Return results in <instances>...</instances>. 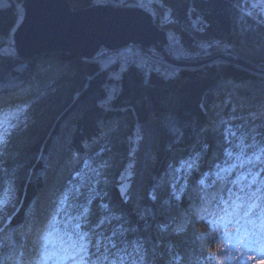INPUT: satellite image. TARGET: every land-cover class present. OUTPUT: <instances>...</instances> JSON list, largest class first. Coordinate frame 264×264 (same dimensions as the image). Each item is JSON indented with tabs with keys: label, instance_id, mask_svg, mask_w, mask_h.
I'll return each mask as SVG.
<instances>
[{
	"label": "trees",
	"instance_id": "1",
	"mask_svg": "<svg viewBox=\"0 0 264 264\" xmlns=\"http://www.w3.org/2000/svg\"><path fill=\"white\" fill-rule=\"evenodd\" d=\"M19 1L0 7V37L18 26ZM69 1L73 8L96 2ZM156 5L162 26L180 29L187 46H193L199 34L189 16L202 15L209 23L204 37L264 61V14L254 0H160ZM11 57L0 60V68L26 61ZM27 62L36 82L22 101L43 106L37 112L38 126L27 131L25 139L11 137L0 163V192L7 181L15 189L5 204L11 215L0 225H10L7 233L0 232V264H55L45 257V246L51 253L53 244L66 239L64 229L71 234L75 221L68 216H75L73 209L88 196L77 200L70 194L66 214L55 218L53 204L58 206L63 193L76 186L85 163L93 162H106L107 180L97 190L100 196L89 195L88 219L79 221L82 231L111 235L114 229H136L125 236L146 237L148 247L154 245L157 252L153 264H160L161 258L168 264L173 252L185 256L184 264H264L258 253L245 252L241 260L242 248L232 255L229 247L217 249L205 240L209 225H222L218 205L223 200L256 188L264 193L262 180L252 188L247 187L251 179L235 183L241 170L264 175V74L226 60L170 69L176 75L169 78L162 75L165 70L146 73L134 66L118 71L115 65L117 73L112 74L100 71L96 61L67 51L42 53ZM239 154L260 155L261 162L221 169ZM129 165L132 171L124 182ZM115 216L120 219H112ZM42 217L44 224L37 231L31 221ZM178 227L182 233H176Z\"/></svg>",
	"mask_w": 264,
	"mask_h": 264
},
{
	"label": "snow or ice",
	"instance_id": "2",
	"mask_svg": "<svg viewBox=\"0 0 264 264\" xmlns=\"http://www.w3.org/2000/svg\"><path fill=\"white\" fill-rule=\"evenodd\" d=\"M98 3L102 4L104 0H97ZM123 0H121V3ZM0 6H6L3 3V0H0ZM139 7H144L143 3L138 5ZM161 8H163V3H161ZM164 20H169V16L161 13ZM202 30V29H201ZM169 40L175 44L179 45V41L176 39L175 35L169 33ZM213 43L219 44L220 41L209 42L208 44H202L200 47L202 49H208L213 46ZM228 47V45H225ZM181 55L191 56V53H179ZM207 55V51L204 53ZM195 55H199L196 53ZM11 59V54L6 51L0 50V60L2 59ZM143 59L138 56H134L131 60L127 61L129 64L137 65L143 63ZM157 72H160L161 69L156 67L154 69ZM4 69L0 68V72H3ZM162 75L165 78L176 75V71L165 70ZM15 129L10 130L9 128L4 127L3 123H0V154L3 152V146L10 142L12 133ZM87 147V144H85ZM228 156H231L232 153L228 152ZM254 161L261 162L260 155H254L250 158L249 163ZM85 167H89L85 163ZM189 168L192 167L191 164L188 165ZM93 172L96 176H99L100 173L93 169ZM260 172H248L247 175L241 176L238 178L235 183L240 184L241 181H248L251 177L250 183L247 184L248 188H252L258 183V176ZM79 177V173H77ZM123 179V177H122ZM99 183V181H97ZM199 183L203 185L204 180H200ZM89 188L95 196H100L101 192L97 191L91 186V184L85 185ZM126 189V186L121 187V192L123 193ZM241 192H244V187H241ZM74 193L77 200L82 195L80 188H69L68 191L64 192L62 197L59 199L58 206L53 204L52 207V216L53 218L66 214L67 210L64 207L69 201V195ZM92 196H88L84 204H81L79 207L73 209L76 213L75 216L70 217L75 221L74 227L71 230V234L66 230L64 237L60 238V242L53 244L51 246V253L49 251L48 245L45 246L44 253L47 259H52L55 261V264H65V262L70 261L71 264H153V260L157 257V252L155 246L149 248L148 245L151 243L146 237L141 240L139 238L135 240H128L125 236V233L128 231L135 232L136 229H125L119 228L114 229L111 235H103L102 233L89 230L82 231V225L79 222L80 220H87L89 214L88 204L92 201ZM153 199H156L153 196ZM176 199H180L179 195H176ZM6 197L4 200H0V225H3L4 221L8 220V217L11 215V212H8L6 207ZM102 207L107 209L108 204H103ZM220 212L223 213L220 216V220L225 226H235V240L237 248L232 251V255H235L238 249H243L239 253L240 259L243 260L245 252H255L260 256H264V193L261 192L260 188H256V191H249L245 193L244 196L237 195L235 200L229 199L223 200L222 204L218 205ZM42 217L39 220L33 219L32 224L36 225L37 231L44 224V219ZM108 218L100 219L98 221L99 225H103ZM112 219L119 220V216H115ZM10 227V225L8 226ZM8 227H0V232L7 233ZM182 228H177L176 233H182ZM91 233V234H90ZM102 236V238H100ZM75 237V239H73ZM47 239V237H45ZM51 243V242H49ZM131 249V250H129ZM167 250L164 251L163 256H167ZM225 254L228 255V252L225 251ZM185 256L180 253L173 252L172 257L168 260V264H184ZM160 264H165L163 258L160 259ZM223 264V261H221Z\"/></svg>",
	"mask_w": 264,
	"mask_h": 264
},
{
	"label": "water",
	"instance_id": "3",
	"mask_svg": "<svg viewBox=\"0 0 264 264\" xmlns=\"http://www.w3.org/2000/svg\"><path fill=\"white\" fill-rule=\"evenodd\" d=\"M22 7L24 18L13 30L14 48L22 59L67 51L89 60L101 48L115 50L139 44L162 50L167 43L165 29L140 7L96 3L73 8L69 0H22ZM219 58L264 74V68L245 58L223 53L201 61H171L174 68H196Z\"/></svg>",
	"mask_w": 264,
	"mask_h": 264
},
{
	"label": "rangeland",
	"instance_id": "4",
	"mask_svg": "<svg viewBox=\"0 0 264 264\" xmlns=\"http://www.w3.org/2000/svg\"><path fill=\"white\" fill-rule=\"evenodd\" d=\"M13 0H3L4 5L11 4ZM254 2L262 9V13L264 14V0H254ZM94 4V3H93ZM96 4V3H95ZM19 11L21 12V17L20 20L23 17L24 10L22 7V2L19 1L17 3ZM92 5V4H91ZM3 7V6H0ZM137 7V6H136ZM192 22V21H191ZM193 29L197 31V28L193 25ZM15 29V28H14ZM13 29V30H14ZM163 29H173V30H178L182 33L180 29L177 28H165ZM13 30L9 32L8 34L0 37V50L6 51L9 54H14V44H13ZM166 31V30H165ZM199 34L197 35L198 37L195 38L194 45L193 46H187V44L184 42L183 39V33L182 35V43L185 48L184 53H191V56H185L182 58H179L178 60H188V61H201L205 59L212 58L215 55H218L220 53H223L225 55H229L232 57H242L245 58L246 60L256 64L257 66H260L264 68V61L259 60V61H253L247 57L241 56L237 51L233 50L229 45L228 47H225L224 44L221 42L217 45L213 43V46L208 48V49H202L200 45L202 44H208L210 41L215 42L219 41L217 38H206L203 36L204 31H197ZM167 36V32H166ZM166 45V44H165ZM164 45V46H165ZM261 46V45H260ZM263 46V45H262ZM261 46V47H262ZM155 47V46H154ZM238 48H242L241 44L238 43ZM263 49V47H262ZM205 51H207V55H205ZM262 51L263 50H258ZM196 53H199V55H195ZM190 57V58H189ZM188 58V59H187ZM90 60V59H89ZM218 60H224V59H217L213 60L218 61ZM94 61V60H91ZM28 62L27 61H21L19 63H14V64H8L6 68H4V71L1 73L0 72V123H3L4 127L9 128L12 130L13 128L15 129L12 133L11 137H15L16 135H20V137H23L25 139V135H27V131H31L30 129L32 127H36L35 124L38 126V110L40 109L41 106L34 107L32 106V103H28L29 101H22L23 96H27L28 93H30L31 89L34 88L35 86V79L31 76V71L28 69ZM117 65V70L120 71L121 69H124L121 65ZM115 64L110 68V71L112 74H116V67H114ZM173 67L168 68L167 70L174 69V64L172 65ZM176 69V68H175ZM250 70V69H249ZM144 71V70H143ZM252 71V70H251ZM147 73V72H146ZM22 78H18V76L22 75ZM19 85H16V83L19 81ZM8 88V90L5 91V88ZM48 92H46L47 94ZM46 94L44 98L46 97ZM48 96V94H47ZM43 98V99H44ZM42 101V99H41ZM43 103V102H42ZM139 132V131H137ZM139 136L135 137L134 141V146L137 149L139 147ZM6 145L3 146V152L0 154V163L3 161V155L5 154L4 151L6 150ZM253 157V156H252ZM250 157L247 156H242V155H237V157L233 160V162L223 166L221 169L222 170H230L233 168L235 165H238L239 162L241 165L247 166L249 164ZM106 163V162H105ZM104 162L100 163L98 162L95 164L93 163H87L89 167H84L80 172H79V177H77L78 181L76 186H74L73 189L75 188H80V192L82 193V196H89L91 193L90 189L85 187V185L91 184L93 188L98 190L100 186L104 184V181L107 180L106 171H107V166ZM93 169H95L97 172L100 173L99 176H96L95 173L93 172ZM132 171V168L130 165L126 168L124 174H123V179L124 182H126L127 177L129 176V173ZM248 173L244 171H238L236 174L235 179L237 180L241 176H245ZM258 179L257 184H261L262 182L264 183V175H261ZM251 179V177H249ZM262 180V182H261ZM99 181V183H97ZM262 185V184H261ZM15 196V189L13 186V183L10 181L6 182V186L3 189L2 192H0V200H4L6 197V203L10 201V199H13ZM70 217L68 216V219ZM71 219V218H70ZM68 223V220H67ZM66 231V229H64ZM245 257V256H244Z\"/></svg>",
	"mask_w": 264,
	"mask_h": 264
},
{
	"label": "built area",
	"instance_id": "5",
	"mask_svg": "<svg viewBox=\"0 0 264 264\" xmlns=\"http://www.w3.org/2000/svg\"><path fill=\"white\" fill-rule=\"evenodd\" d=\"M159 1L160 0H123L121 3V0H104L103 3H111L117 6H129V4L132 3L136 4L137 7H139L138 5L140 3H143L145 6L140 8L146 10L152 16L153 21L159 27L163 28L160 18L161 16L156 5V3ZM95 3H98L97 0ZM189 17L190 21H192L193 25L197 28V31H205L206 27L209 25V23L204 20L202 15ZM165 30L167 32V43L162 50L154 46L144 47L139 44H129L115 50L101 48L99 52L96 53V55L90 60L96 61L99 65L100 71L103 72L110 71V68L114 64L121 65L124 68L128 66H134L138 69L144 70L147 73L155 71L154 69L156 67H159L161 70H166L170 67H173L171 58L179 59L184 57V55L179 53H184L185 48L182 43V33L180 31L173 29ZM169 33L175 35L176 39L180 42L179 45H175L169 40ZM134 56L144 58L143 63L139 66L129 64L127 61L131 60Z\"/></svg>",
	"mask_w": 264,
	"mask_h": 264
},
{
	"label": "clouds",
	"instance_id": "6",
	"mask_svg": "<svg viewBox=\"0 0 264 264\" xmlns=\"http://www.w3.org/2000/svg\"><path fill=\"white\" fill-rule=\"evenodd\" d=\"M198 230L204 231L203 225H197ZM210 234L205 237V240L211 241L215 248L227 246L230 250H234L238 247L234 236L235 228L225 225L211 224L209 225ZM227 255V254H225Z\"/></svg>",
	"mask_w": 264,
	"mask_h": 264
},
{
	"label": "bare ground",
	"instance_id": "7",
	"mask_svg": "<svg viewBox=\"0 0 264 264\" xmlns=\"http://www.w3.org/2000/svg\"><path fill=\"white\" fill-rule=\"evenodd\" d=\"M21 2H22V1H21ZM94 4H95V3H94ZM17 10H18L19 18H20L21 15H22L20 11H22V10L19 11V8H18ZM23 10H24V9H23ZM23 15H24V14H23ZM23 18H24V17H22L21 21L23 20ZM21 21H20V22H21ZM20 22H19V23H20ZM13 44H14V43H13ZM14 50H15V48H14ZM41 54H42V53H41ZM14 55H15L16 57L20 58V57L17 55L16 51L14 52ZM37 55H39V54H37ZM35 56H36V55H35ZM33 57H34V56H33ZM33 57H32V58H33ZM32 58L23 59V60L28 61V60H30V59H32ZM20 59H22V58H20ZM174 69H175V68H174ZM177 69H178V68H177ZM169 71H170V70H169Z\"/></svg>",
	"mask_w": 264,
	"mask_h": 264
}]
</instances>
